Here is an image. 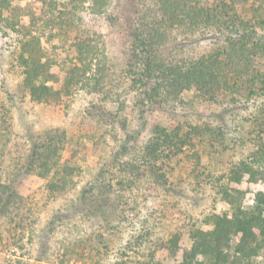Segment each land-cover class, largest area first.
<instances>
[{
  "label": "rangeland",
  "instance_id": "rangeland-1",
  "mask_svg": "<svg viewBox=\"0 0 264 264\" xmlns=\"http://www.w3.org/2000/svg\"><path fill=\"white\" fill-rule=\"evenodd\" d=\"M48 1L0 0V264H178L192 232L212 228L207 215L231 213L222 185L243 191L246 208L264 193V158L256 156L264 143V14L255 15L264 0H193L204 17L212 9L213 23L191 30L169 21L152 27L159 33L146 27L158 0ZM222 1L234 8L229 14ZM234 11L257 23L254 44L233 28ZM29 32L41 38L55 76L46 81L48 103L24 86ZM137 34L160 73L144 82L147 71L131 59ZM82 39L86 61L102 67L83 80L68 74L82 65ZM186 59L209 66L206 77L222 90L165 88L158 65ZM161 126L187 134L170 158L151 155ZM243 161L258 165L253 174ZM174 236L178 254L169 248ZM254 262L264 264V249Z\"/></svg>",
  "mask_w": 264,
  "mask_h": 264
},
{
  "label": "trees",
  "instance_id": "trees-1",
  "mask_svg": "<svg viewBox=\"0 0 264 264\" xmlns=\"http://www.w3.org/2000/svg\"><path fill=\"white\" fill-rule=\"evenodd\" d=\"M158 2L159 3L156 5L158 6V13L153 15L154 22H149L146 26L151 29L149 32L155 30L152 29L154 26L158 25L162 27L168 24L169 21L173 23L176 20L188 22V24L191 25V30L199 27L203 20H210V24L213 23L210 15L212 9L210 8V11L206 10V13H209L206 15L207 17H204L202 14L206 7L201 8L197 6V4H194L195 2L193 0H158ZM48 3L49 5H55L54 0H49ZM99 6H101V3L98 4V7ZM222 6L224 7L225 15L229 14V11L234 9L224 1H222ZM99 10L100 9H98V11ZM2 14L3 12L0 11V17H3ZM263 14L264 6L255 10V15L261 17ZM255 17L256 16H254V18ZM230 18L232 19L234 29H238V27L243 28L244 34L242 36L240 35L242 40L247 45L250 43L254 44L253 40L254 38H258L255 37L258 36V33L252 29L256 26L254 24L257 23H252L249 18L241 17L235 11L230 15ZM261 23H263L261 25L264 27V18L261 20ZM144 32L143 28L141 34ZM157 33L159 32L157 31ZM26 36L27 38L23 40L22 43L20 55V64L24 67L26 76L24 86L27 85L29 87L32 98L40 102L48 103L53 95L47 87L46 81L48 78L53 79L55 77L49 72L51 62L45 59L46 49L41 43V38L32 35L31 32ZM136 38L139 40L132 50L133 56L131 59L135 57L137 63L143 64V69L147 71V73L141 74V77H144L143 82L145 78L150 77L151 74L160 76V73H156V65L154 59L152 63L150 52L148 50L144 51L145 45L148 46L145 38L142 36L140 37L138 34ZM153 39L154 37L152 36L151 40ZM77 43L82 45V47L77 46L79 52L78 59L82 65L77 66V64H74L68 72L69 76H74L76 74L78 78L82 77L81 80H83V78H88V73L90 71L93 72V68H95L94 71L97 72L95 73L96 75L100 74L102 71L101 62H98L94 67L95 63L92 65L94 59L90 61L88 59L86 61L87 55H89V42L87 39H82ZM144 52L146 56L143 55L142 57ZM225 54L231 56L232 52L231 50L230 52L225 50ZM201 61L196 62L195 59H186L185 61H169L168 66L159 64L158 71L160 72V69L163 67V77H161L165 79L162 83H165L167 80V86L165 88L172 87L176 91L181 92L186 89L185 86L190 87L194 84L198 89H202V91L206 90L208 94H213V92L216 93V90L220 92V90H222L220 82L216 78L210 79V74L206 77L205 70L209 66L202 65ZM211 63H213V61ZM248 69L246 73L250 72ZM249 78L250 77H248V79ZM98 82H100V79ZM229 87L226 85L224 86V88ZM154 88L155 90L153 92L155 93L158 87ZM54 92H57V95H59V91ZM145 95H148V91L145 92ZM156 130L159 131L160 137L155 138L152 144L151 155L156 158H160L161 156L170 158L171 154H177L180 146L184 144L183 138L186 137L187 134L186 136L179 137L176 132L173 131V135L169 133L170 130L162 126ZM197 133L199 134L201 131ZM191 137V135L188 136V141ZM261 142H264V138H262ZM259 146L260 149L256 152V156H259L262 161V158H264V143H260ZM242 163L243 169L251 174L254 173L256 166H258L250 164L247 161H243ZM221 193L223 194L224 201L231 206V213L225 211L223 213L215 212L207 215L204 222L212 225V228H197L192 232L193 244L190 249L184 251L182 261L178 264H255L254 261L256 257L264 249V193H259L255 204L247 208L243 206V197L245 195L243 191L241 192L239 189L230 187L229 185H222ZM237 236L239 238L235 240ZM179 238V236H174L170 239L169 248L175 254H178L179 251Z\"/></svg>",
  "mask_w": 264,
  "mask_h": 264
}]
</instances>
